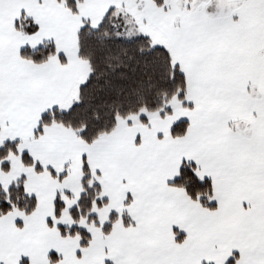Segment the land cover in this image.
Wrapping results in <instances>:
<instances>
[{
	"label": "snow or ice",
	"instance_id": "obj_1",
	"mask_svg": "<svg viewBox=\"0 0 264 264\" xmlns=\"http://www.w3.org/2000/svg\"><path fill=\"white\" fill-rule=\"evenodd\" d=\"M0 264H264V0H0Z\"/></svg>",
	"mask_w": 264,
	"mask_h": 264
}]
</instances>
